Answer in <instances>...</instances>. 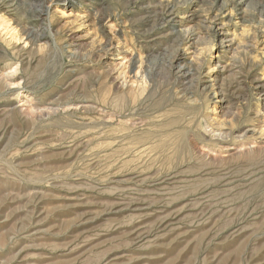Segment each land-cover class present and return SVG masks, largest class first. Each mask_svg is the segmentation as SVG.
I'll list each match as a JSON object with an SVG mask.
<instances>
[{"label":"rangeland","instance_id":"374dc122","mask_svg":"<svg viewBox=\"0 0 264 264\" xmlns=\"http://www.w3.org/2000/svg\"><path fill=\"white\" fill-rule=\"evenodd\" d=\"M120 62L128 86L117 92L106 73ZM185 64L192 86L178 78ZM15 68L55 113L4 112L21 104L2 80ZM83 98L114 125L74 111ZM263 108L264 0L0 4V264H264V150L237 155L228 142L217 163L192 158L194 140L216 142L207 116L263 145ZM119 113L145 124L116 133ZM184 170L199 172L167 181Z\"/></svg>","mask_w":264,"mask_h":264},{"label":"bare ground","instance_id":"6f19581e","mask_svg":"<svg viewBox=\"0 0 264 264\" xmlns=\"http://www.w3.org/2000/svg\"><path fill=\"white\" fill-rule=\"evenodd\" d=\"M7 1L8 0H0V4H5L6 5V2ZM42 11H43V9H40L38 11L39 15H38V17H37L36 20H42V17H43ZM176 12L177 11L173 10L172 6H168L167 7L166 22H165V24L168 25L170 22H174V20H172V17L176 14ZM192 16H194V14ZM181 18H182L183 21H186V20H188L191 17H188V16H186L184 14V16H181ZM190 21H192V20H190ZM174 26H175L174 24H172L170 26L171 29L169 31H166L167 32V35L166 36H169V37H173L174 36L175 37V35L177 34V31L174 29ZM210 30H211V28H210ZM192 33H193V31H192ZM166 36H164V37H166ZM32 37L34 39L35 38L36 39H41V38H44V35L43 34H38L37 32L31 30L30 38H32ZM226 39H227L226 37H223L222 38L221 45H222V48L229 49V48H231V46L224 47V45L227 42H229ZM73 40L76 41L78 39H73ZM231 42L233 43V41H231ZM110 45H112V44H110ZM75 46L76 45L74 43H72V44L69 45L70 48L75 47ZM72 51H70V53H72L73 55H75L76 54L75 52H77V51H75V52H72ZM179 56L180 55H176L174 61L171 63L172 66H173L174 62L180 60ZM105 57H106V60H109V61L111 60L112 61L113 58L115 57V54H109V55L107 54V55H105ZM142 59H143V56H141V55H139L138 57L133 56V60L131 61L132 62V67L134 68L137 65H139L140 62L142 61ZM125 68H126V66H124L122 64V62H120L118 64H112L110 67L107 68L108 71L106 73V77L108 79H110V81H112V85H115V88H116L117 92H119L121 90H124L128 86V83L126 82V78H125V73H124ZM13 71H14V69H13ZM17 72L18 71L15 68V71L13 72V74L3 76L2 77V80L4 81V83L6 84V87L10 91L11 90H14V96L15 97H16V95L17 96H20V98H21V100H20L21 102L20 103L21 104H18L19 106L16 105L15 107H13L14 105H9L7 107L8 108L10 107V108L9 109H4V112L7 115L13 114L14 112H18V113H20V114H22L24 116H30V117H31V115L32 116H35V117H36V115L37 116L50 115L51 112H48L47 110H52L55 107H53V108L50 107V109H46L45 111L41 110V106L42 105H41L40 102H37V99L34 97V95H32L30 93L31 90L29 92L28 91H24V90H26V87L23 86V83L21 81L18 82V78L19 77L16 76V73ZM178 78L182 82H184V83L186 81H189L190 82L189 84H191L190 86H192L191 81H194L192 68L189 69L187 64L181 66L179 68V70H178ZM133 85H135V84H133ZM215 95H217V90L215 91ZM9 104H11V103H9ZM70 106L76 112L93 113L97 117V118H95V120H97L98 123H100L101 125H105V124H108V125L109 124H112V125H114L113 123L115 122V118H116V115H114L115 113L114 114L113 113H110L109 114L103 108L97 106L96 104H94V105L93 104H89V101L87 99L86 100L84 98L83 99H80L75 104H73V105L70 104ZM64 110H65V107H64ZM57 111H58V109H57ZM52 112L55 113L56 110H52ZM53 113H52V115H53ZM118 115H119V119L117 120V128H116L115 131L113 130L116 133L117 132L118 133L129 132V130L135 129V128H137L139 126H143L145 124V121H143L141 118H138V119H135V118L134 119H126V117L124 116L123 113H119ZM261 115L264 118V108L261 109L260 112H259V116H261ZM90 118H91V116H90ZM127 118H129V117H127ZM95 120H93V121H95ZM130 120H132V121L130 122ZM209 120L215 122V119L212 120L211 116H207L206 118H203L202 127H203V129H204V131H205L206 134H210L213 138L216 139V142L215 143H212L214 145V147H212V146L210 147L208 145H200L199 143H197L194 140L193 145H192L193 146V148H192V153H193L192 158L193 159L195 158L197 160L196 162L201 161L206 166H209V165H212L214 163H217V162L223 160L225 157H227V156H225V153L226 152H230V151H228V147H230V146H227L226 145V144H228V142H235L238 145L237 148L233 149V151H234L233 153L234 154H237V155H250V154L252 155L254 153L256 154V152H261L262 150H264V144L263 145L260 144V142H258L257 140H254L252 142L250 140V138H248V134L249 133L247 132V130H243L242 129V130L231 131V132H228L227 133V132L224 131V129L221 128L222 127L221 124H219V123L213 124V123H210ZM129 122H130V124H129ZM206 134H204V135H206ZM118 139H119V137L114 141L116 144L119 143ZM137 146H139V145H137ZM231 147H233V146H231ZM117 150H118V153H122V150H124V147L123 146H118ZM127 151L128 150H126L125 152H127ZM257 154H259V153H257ZM232 158H234V157H232ZM190 169L191 168H188V171ZM197 172H199V171L198 170H193L191 172H187V170L186 171L184 170L182 172L174 173L173 175H170L169 176L170 178L167 179V181L177 180L179 176L182 177V176H184V174H186L188 177H194L195 176V173H197ZM196 179H198V178H196ZM163 187H167V186L164 185ZM153 192H154V190H153ZM139 215H140V213H139ZM139 215H138V217H139ZM144 215H145V213H144ZM135 216H137V215H135Z\"/></svg>","mask_w":264,"mask_h":264}]
</instances>
